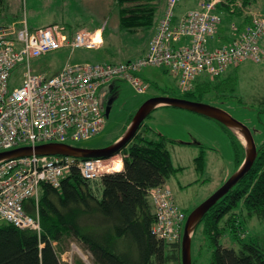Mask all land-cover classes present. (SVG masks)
Returning <instances> with one entry per match:
<instances>
[{"label": "built area", "instance_id": "obj_1", "mask_svg": "<svg viewBox=\"0 0 264 264\" xmlns=\"http://www.w3.org/2000/svg\"><path fill=\"white\" fill-rule=\"evenodd\" d=\"M180 0H166L162 15L139 57L120 62H66L53 74L35 71L31 61L61 47H96L93 31L79 29L68 35L62 26L47 25L30 29L26 20L20 25H0V151L20 145L45 142H76L98 133L105 122L102 104L104 87L125 80L137 92L148 83L139 70L148 65L162 66L170 73L176 89H192L197 78L223 73L243 60L260 61L264 49V12L254 14L232 39L209 46L221 14L216 5L222 0H200L174 19ZM185 37L188 41L180 40ZM21 67V80L10 83L12 71ZM77 158L66 155H28L0 160V222L20 228L40 230L37 199L40 184L58 187L61 179L75 167L87 180L116 170L113 158ZM156 217L151 226L159 238L180 239L185 218L167 184L149 189ZM32 201L33 212L24 208Z\"/></svg>", "mask_w": 264, "mask_h": 264}, {"label": "trees", "instance_id": "obj_2", "mask_svg": "<svg viewBox=\"0 0 264 264\" xmlns=\"http://www.w3.org/2000/svg\"><path fill=\"white\" fill-rule=\"evenodd\" d=\"M113 1L118 8V26L123 30L155 27L162 15L158 17L157 14L160 0ZM257 1L222 0L216 5L217 11L227 16L229 30L232 32L230 39L220 44L229 42L240 31L237 29L235 15L241 14L243 9ZM262 7L261 11L249 15L246 24L254 14L264 12V3ZM175 9L176 6L174 19ZM6 11V1L0 0V18L4 17L0 25H20L19 21L24 16L6 17ZM222 20L217 28L222 25ZM63 28L68 35L79 30ZM218 75L197 78L192 89L187 91H177L175 94L164 93V90L162 94L202 101L209 86H220L231 80L225 81V77L222 80L219 78V81ZM258 101L262 104L259 109L264 111V97ZM259 122L263 135L256 142L257 154L251 167L204 213L192 232V264H195L192 239L198 226L208 241L209 255L205 256L203 264H264V243L255 237L241 235L245 220L253 216L264 218V117L259 116ZM219 124L229 134L236 169L244 156V146L231 129ZM169 142L173 140L142 121L132 139L119 151L122 168L101 174L96 178V187L91 183L93 179H84L75 167L66 173L58 187L42 182L37 199L39 232L0 222V264H63L60 255L69 248L72 241L88 253L92 264H180L179 239L159 238L151 229L156 211L149 189L166 183L168 177L177 170L171 162L167 148ZM202 153L197 156L199 168L204 164ZM24 208L32 213V201H25ZM225 233L230 235L233 245H224L220 241ZM75 263L84 264L79 259H75Z\"/></svg>", "mask_w": 264, "mask_h": 264}, {"label": "rangeland", "instance_id": "obj_3", "mask_svg": "<svg viewBox=\"0 0 264 264\" xmlns=\"http://www.w3.org/2000/svg\"><path fill=\"white\" fill-rule=\"evenodd\" d=\"M7 11L4 16H24L29 28L58 24L67 30L100 28L101 43L96 47H61L34 58L31 67L35 71L53 74L66 62H120L133 58L144 46L154 26L133 31L118 26V8L113 0H5ZM180 0L178 5H183ZM261 1V0H260ZM164 0H160L159 11H163ZM157 13V14H158ZM222 25L228 26L227 16L222 14ZM4 17L0 18V21ZM97 42H100L97 41ZM211 46V44H209ZM264 48V45H262ZM21 67L12 71L10 83L17 85L21 80ZM138 74L149 83L145 92H137L125 80H116L119 95L101 130L94 136L71 142L74 145L100 147L110 143L124 131L130 114L147 97L156 94H177L174 77L162 66L148 65ZM231 79L220 86H209L202 101L221 107L232 116L247 124L253 131L255 143L262 138L259 116L264 117V58L260 61L243 60L229 66L218 80ZM214 78V77H212ZM211 79V78H210ZM216 80L214 83L216 84ZM219 80V81H220ZM220 84V83H219ZM233 88V89H232ZM103 104V103H102ZM107 104V103H105ZM103 104V107L104 105ZM154 131L173 142L167 144L172 165L176 172L168 177L167 185L178 208L186 214L193 206L212 193L235 169L234 154L228 132L214 119L172 105H159L144 118ZM203 152L204 164L199 168L197 156ZM117 158L114 157L113 160ZM98 179L91 181L96 187ZM242 219V217H239ZM242 236H252L264 243V218L253 216L244 221ZM197 227L192 239V257L195 264H203L209 255L208 241ZM224 245H233L230 235L225 233L220 240ZM63 264H92L90 257L81 246L73 242L60 255Z\"/></svg>", "mask_w": 264, "mask_h": 264}, {"label": "water", "instance_id": "obj_4", "mask_svg": "<svg viewBox=\"0 0 264 264\" xmlns=\"http://www.w3.org/2000/svg\"><path fill=\"white\" fill-rule=\"evenodd\" d=\"M159 105H172L205 115L231 129L244 146V156L238 167L206 198L191 208L185 215L180 234V264L191 263V235L204 213L232 187L251 167L256 154V143L247 124L232 116L225 109L203 101L187 99L168 94L151 95L135 109L130 121L121 135L112 142L89 147L74 145L70 142H45L36 145H20L0 151V160L4 158L36 155H66L77 158H106L118 153L134 136L145 117ZM109 103L104 105L105 116L109 114ZM241 137L239 136V134Z\"/></svg>", "mask_w": 264, "mask_h": 264}, {"label": "crops", "instance_id": "obj_5", "mask_svg": "<svg viewBox=\"0 0 264 264\" xmlns=\"http://www.w3.org/2000/svg\"><path fill=\"white\" fill-rule=\"evenodd\" d=\"M199 1L200 0H185L184 1L185 3L183 5H178L177 4L176 5V9H175V13H176L175 21H176L177 18H179L181 15H183L188 9L197 6L198 3H199ZM164 3H165V0H164ZM263 3H264V0L263 1L262 0L260 1L259 0V1L255 2L254 4H252L249 8L243 9V12L241 14H236L235 15L236 16V19L235 20H236L237 26H238L237 29L241 30L244 27V25L246 24V22L249 20V15L250 14H252V13H254L256 11H261V9L263 8L262 7V4ZM161 13H162V11H159L158 17L161 15ZM94 32L99 34L100 33V28L95 29ZM153 33H154V28H152V30L150 31V35H149V38H148L146 44L141 47V49L136 54V56H138L139 54L143 53L146 50L147 45H148V41H149L150 37L153 35ZM215 34H216V36L213 35V37H210L209 38L211 45H219L220 44L219 42H222L224 40L225 41H228L230 39V37H231L232 32H230L229 26L227 27L225 25H221L220 27L217 28V32ZM99 37H100V34H99ZM187 41H188V38H185V37H183L180 40V42H183V43H185ZM101 42H102V38H100V42L99 43H101ZM260 44L261 45H264V39L260 42ZM110 85H115L114 87H116V82L107 84L104 87V89H103L104 90V93L107 91V89H108V87H110ZM104 93H103V95H104ZM122 166H123V164L121 163V167ZM165 184H167V183H165ZM32 210H33V207H32Z\"/></svg>", "mask_w": 264, "mask_h": 264}, {"label": "flooded vegetation", "instance_id": "obj_6", "mask_svg": "<svg viewBox=\"0 0 264 264\" xmlns=\"http://www.w3.org/2000/svg\"><path fill=\"white\" fill-rule=\"evenodd\" d=\"M114 86L115 85H110V87H108L107 91L102 96V103H109L110 111L119 95L118 91L116 90V87Z\"/></svg>", "mask_w": 264, "mask_h": 264}, {"label": "bare ground", "instance_id": "obj_7", "mask_svg": "<svg viewBox=\"0 0 264 264\" xmlns=\"http://www.w3.org/2000/svg\"><path fill=\"white\" fill-rule=\"evenodd\" d=\"M99 31V30H98ZM97 31V32H98ZM100 34V33H99ZM99 34L98 33H95L94 31H93V33H92V38H93V40L94 41H99L100 40V37H99ZM239 134V133H238ZM239 136L241 137V135L239 134ZM121 161L120 160H118V159H116V160H114L113 161V167L115 168V169H120L121 168ZM117 165H119V167H117Z\"/></svg>", "mask_w": 264, "mask_h": 264}, {"label": "snow or ice", "instance_id": "obj_8", "mask_svg": "<svg viewBox=\"0 0 264 264\" xmlns=\"http://www.w3.org/2000/svg\"><path fill=\"white\" fill-rule=\"evenodd\" d=\"M117 167H119V165H117Z\"/></svg>", "mask_w": 264, "mask_h": 264}]
</instances>
